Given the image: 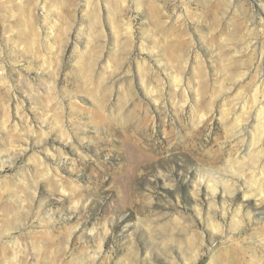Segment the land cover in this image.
Listing matches in <instances>:
<instances>
[{
    "label": "rangeland",
    "instance_id": "374dc122",
    "mask_svg": "<svg viewBox=\"0 0 264 264\" xmlns=\"http://www.w3.org/2000/svg\"><path fill=\"white\" fill-rule=\"evenodd\" d=\"M0 163V264H264V0H0Z\"/></svg>",
    "mask_w": 264,
    "mask_h": 264
},
{
    "label": "bare ground",
    "instance_id": "6f19581e",
    "mask_svg": "<svg viewBox=\"0 0 264 264\" xmlns=\"http://www.w3.org/2000/svg\"><path fill=\"white\" fill-rule=\"evenodd\" d=\"M156 104V103H155ZM261 116V115H260ZM263 124V123H262ZM261 128V127H260ZM260 131H262L261 129H259ZM261 133H263V132H261ZM260 141V140H259ZM148 153V152H147ZM135 154H136V156L138 157V159H143L144 158V156L146 155V151H145V149H143V147L141 148L139 145H137V149L135 150ZM254 154H255V152H254ZM247 156V155H246ZM143 157V158H142ZM252 157V156H251ZM243 159V158H242ZM241 161V160H240ZM240 163V162H239ZM241 164V163H240ZM4 167V164L3 163H0V169L1 168H3ZM210 177V176H209ZM211 177H212V175H211ZM226 177L225 176H222V178L221 177H213L212 179H213V181H216L217 180V182L218 183H220V184H222V186H226V185H228V180L227 179H225ZM216 183V182H215ZM259 186V185H258ZM9 208V207H8ZM6 209H7V207H6ZM6 209H5V211H6ZM9 211H11V209H8ZM3 211V210H2ZM4 212V211H3ZM4 214H6L5 212H4ZM4 214H2V215H4ZM16 214V213H15ZM16 215H18V213L16 214ZM6 216V215H5ZM0 217H2V216H0ZM6 218V217H5ZM8 219H10V218H8ZM0 220H2V219H0ZM8 222H10V220L8 221ZM12 222V221H11ZM3 224L5 223L6 225H7V223L6 222H2ZM2 224V225H3ZM2 225L0 224V234H2L3 233V231L4 230H7L8 231V228L7 229H4L3 227H2ZM4 226V225H3ZM8 226V225H7ZM2 232V233H1ZM4 233H5V237H6V232L4 231ZM9 233V232H8ZM3 235V234H2ZM1 235V236H2ZM4 236H2V237H4ZM6 239H7V237H6ZM2 241V240H1ZM7 242V241H6ZM2 243V242H1ZM6 244V243H5ZM3 245V244H2ZM8 245H18V243L16 242V240L15 241H13V242H10ZM10 262L12 263V264H17L18 263V261H16L15 260V258H12V259H10ZM17 262V263H16Z\"/></svg>",
    "mask_w": 264,
    "mask_h": 264
}]
</instances>
